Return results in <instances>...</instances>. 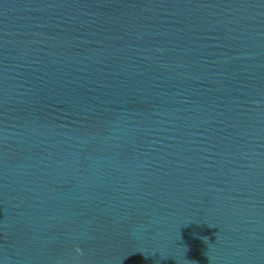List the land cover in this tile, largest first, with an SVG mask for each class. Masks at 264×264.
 <instances>
[{
	"label": "water",
	"instance_id": "water-1",
	"mask_svg": "<svg viewBox=\"0 0 264 264\" xmlns=\"http://www.w3.org/2000/svg\"><path fill=\"white\" fill-rule=\"evenodd\" d=\"M0 264H264V0H0Z\"/></svg>",
	"mask_w": 264,
	"mask_h": 264
},
{
	"label": "clouds",
	"instance_id": "clouds-1",
	"mask_svg": "<svg viewBox=\"0 0 264 264\" xmlns=\"http://www.w3.org/2000/svg\"><path fill=\"white\" fill-rule=\"evenodd\" d=\"M77 251H79V248H77Z\"/></svg>",
	"mask_w": 264,
	"mask_h": 264
}]
</instances>
